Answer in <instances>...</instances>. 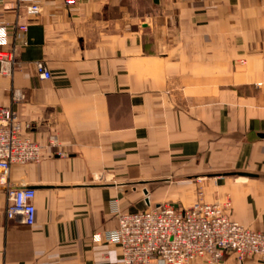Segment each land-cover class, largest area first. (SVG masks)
Returning <instances> with one entry per match:
<instances>
[{
  "label": "crops",
  "instance_id": "0c3cea01",
  "mask_svg": "<svg viewBox=\"0 0 264 264\" xmlns=\"http://www.w3.org/2000/svg\"><path fill=\"white\" fill-rule=\"evenodd\" d=\"M39 4L0 0V49L15 59L9 72L0 61V106L43 145L0 183V264H124L107 240L118 213L186 207L200 187L264 230V0ZM20 186L36 190L33 225L5 213Z\"/></svg>",
  "mask_w": 264,
  "mask_h": 264
},
{
  "label": "built area",
  "instance_id": "2783aa9c",
  "mask_svg": "<svg viewBox=\"0 0 264 264\" xmlns=\"http://www.w3.org/2000/svg\"><path fill=\"white\" fill-rule=\"evenodd\" d=\"M28 1V10L38 11L39 0ZM67 5L75 0H65ZM25 28V25L22 28ZM2 71L9 72L15 64L14 53L0 49ZM41 78L52 77L43 61L36 62ZM33 123L24 121L10 106H0V183H8L15 163L39 161L43 145L29 135ZM51 144L58 143L55 134ZM59 153H62L60 151ZM5 213L20 216L29 225L36 222L34 199L36 190L30 186L9 187ZM231 200L209 202L197 199L186 207L172 203L135 212H119L118 226L107 240L122 248L124 264H192L205 257L210 264H222L226 254L239 260L249 256L264 259V230L252 229L232 218L228 212Z\"/></svg>",
  "mask_w": 264,
  "mask_h": 264
},
{
  "label": "rangeland",
  "instance_id": "374dc122",
  "mask_svg": "<svg viewBox=\"0 0 264 264\" xmlns=\"http://www.w3.org/2000/svg\"><path fill=\"white\" fill-rule=\"evenodd\" d=\"M199 189H201V190L198 191V198L197 199H203V189H202V187H200Z\"/></svg>",
  "mask_w": 264,
  "mask_h": 264
},
{
  "label": "water",
  "instance_id": "95a60500",
  "mask_svg": "<svg viewBox=\"0 0 264 264\" xmlns=\"http://www.w3.org/2000/svg\"><path fill=\"white\" fill-rule=\"evenodd\" d=\"M260 136L264 137V132L260 133Z\"/></svg>",
  "mask_w": 264,
  "mask_h": 264
}]
</instances>
